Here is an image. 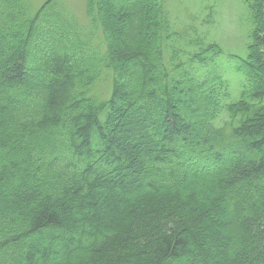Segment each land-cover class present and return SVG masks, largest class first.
I'll return each instance as SVG.
<instances>
[{"label":"trees","instance_id":"trees-1","mask_svg":"<svg viewBox=\"0 0 264 264\" xmlns=\"http://www.w3.org/2000/svg\"><path fill=\"white\" fill-rule=\"evenodd\" d=\"M57 4L0 0V264H264V0L238 98L213 5Z\"/></svg>","mask_w":264,"mask_h":264},{"label":"rangeland","instance_id":"rangeland-1","mask_svg":"<svg viewBox=\"0 0 264 264\" xmlns=\"http://www.w3.org/2000/svg\"><path fill=\"white\" fill-rule=\"evenodd\" d=\"M44 0H28L33 12L34 8ZM57 6L72 21L77 20L85 23L84 0H58ZM37 4V5H36ZM60 5V6H59ZM213 5L216 13L213 14L212 27L209 36L212 40L222 45V52L213 56L214 62L204 68L205 71H216L225 75L230 83L231 93L238 98L243 75L236 70L239 61L246 58L247 44L250 33L249 8L243 4V0H166V8L172 16L178 17L177 29L186 31L188 23L193 22L195 14L203 15L205 6ZM200 10V11H199ZM193 15V16H192ZM90 33L87 27L85 36ZM107 82L101 80L97 83L95 92L104 95Z\"/></svg>","mask_w":264,"mask_h":264},{"label":"bare ground","instance_id":"bare-ground-1","mask_svg":"<svg viewBox=\"0 0 264 264\" xmlns=\"http://www.w3.org/2000/svg\"><path fill=\"white\" fill-rule=\"evenodd\" d=\"M8 177V176H7Z\"/></svg>","mask_w":264,"mask_h":264}]
</instances>
